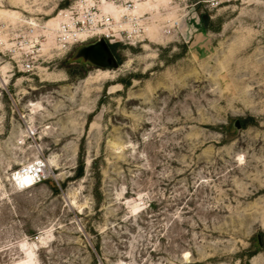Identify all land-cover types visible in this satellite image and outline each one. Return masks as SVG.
Wrapping results in <instances>:
<instances>
[{
    "label": "rangeland",
    "instance_id": "374dc122",
    "mask_svg": "<svg viewBox=\"0 0 264 264\" xmlns=\"http://www.w3.org/2000/svg\"><path fill=\"white\" fill-rule=\"evenodd\" d=\"M126 1L101 69L100 0H0V264H264V0Z\"/></svg>",
    "mask_w": 264,
    "mask_h": 264
},
{
    "label": "built area",
    "instance_id": "2783aa9c",
    "mask_svg": "<svg viewBox=\"0 0 264 264\" xmlns=\"http://www.w3.org/2000/svg\"><path fill=\"white\" fill-rule=\"evenodd\" d=\"M107 1H110V3L113 4L115 2H120L121 0H107ZM133 6H134L133 2H128L125 0V1H123L122 4H120L119 6H116V7H122L126 10V12H129L132 10ZM98 10H99L98 14L97 13L91 14L90 12H88L87 15L83 16V18H81L80 20L72 21L71 24H67L65 27L60 28V34H61L60 36H62L61 39L67 43L70 41L82 43V41H79L77 39L76 35L79 32L87 31L88 33L96 34L94 36V38L95 37L103 38L104 40H107L110 43L115 41L117 37L119 40H121L122 33L126 32V31H117L115 33V37H113L114 33L113 32L109 33V31L107 29L112 30V28L110 26L111 25L117 26V24L114 23L113 19H111L110 16L104 15L100 11V9H98ZM125 19L130 23L131 26L136 21L138 22V25L142 22L138 18H134V17L130 18L129 15H127L125 17ZM87 24L91 25L92 28L93 27H95V28L91 29V27H89L91 30H88V28L85 26ZM174 24L177 25V22H175ZM81 25H82V27H81ZM98 27H100V28H98ZM139 27H140V25H139ZM131 28H133V27H131ZM99 29L102 30L103 34H98ZM135 30H140V29H135ZM168 33H170L169 30H168ZM23 68L26 70H29L31 68V65L29 63H26L25 65H23ZM25 173H28L31 176L32 184H35L37 182H40L44 178V175H46V165L44 164V162L42 160H38V161H35L31 164L22 166V167H20L19 170L15 171L12 174V180L15 182L16 176H18L19 174H25ZM15 183L18 185V187L20 189L25 188L23 185H21V184L19 185L17 182H15Z\"/></svg>",
    "mask_w": 264,
    "mask_h": 264
},
{
    "label": "bare ground",
    "instance_id": "6f19581e",
    "mask_svg": "<svg viewBox=\"0 0 264 264\" xmlns=\"http://www.w3.org/2000/svg\"><path fill=\"white\" fill-rule=\"evenodd\" d=\"M136 1L138 2L140 0H136ZM133 7L134 8H132L131 11L126 12V10L124 8L116 7L113 4H111L110 2H108L107 0H100V8L99 9L102 12V14L110 16L111 19H113L114 23L121 24L122 23V19H123V22H124L125 25L126 24L130 25V23L125 19V17L127 15H129L130 18L134 17V16H132V14L136 13V5H134ZM134 18H136V17H134ZM140 18L138 17V19H140ZM115 26L111 25L110 27L111 28L113 27L114 29H116ZM47 27H50L51 30H53L55 28H57L56 30H58L59 29V16L56 17L55 20L50 21V23H49V25H47ZM113 28H112V30L111 29H107L109 31V33H112V32L114 33L113 37H115V33L117 31H131L132 30V29L131 30H121V29H118V28L116 30H114ZM98 34H103L101 29H99ZM95 35L96 34H91V33H88L87 31H84V32L77 33L76 36H77V39L79 41L85 42V41H87L88 38L89 39L90 38H94ZM80 36H84V40L79 39ZM15 182H17L19 185L20 184L23 185L25 188H27L29 186H32V184H31L32 183V178H31V176L28 173L19 174L18 176H16L15 177Z\"/></svg>",
    "mask_w": 264,
    "mask_h": 264
},
{
    "label": "water",
    "instance_id": "95a60500",
    "mask_svg": "<svg viewBox=\"0 0 264 264\" xmlns=\"http://www.w3.org/2000/svg\"><path fill=\"white\" fill-rule=\"evenodd\" d=\"M77 58L101 69L117 68V61L112 54L109 45L103 38L81 47L77 52ZM235 128H239V122L235 121Z\"/></svg>",
    "mask_w": 264,
    "mask_h": 264
},
{
    "label": "trees",
    "instance_id": "16d2710c",
    "mask_svg": "<svg viewBox=\"0 0 264 264\" xmlns=\"http://www.w3.org/2000/svg\"><path fill=\"white\" fill-rule=\"evenodd\" d=\"M109 45V44H108ZM112 45H109V48H110V50H111V52H112V54L114 55V52H113V50H112V47H111ZM115 57V56H114Z\"/></svg>",
    "mask_w": 264,
    "mask_h": 264
},
{
    "label": "flooded vegetation",
    "instance_id": "af4514ba",
    "mask_svg": "<svg viewBox=\"0 0 264 264\" xmlns=\"http://www.w3.org/2000/svg\"><path fill=\"white\" fill-rule=\"evenodd\" d=\"M116 59V58H115ZM117 61V60H116Z\"/></svg>",
    "mask_w": 264,
    "mask_h": 264
}]
</instances>
